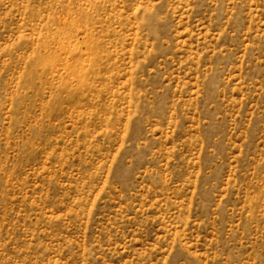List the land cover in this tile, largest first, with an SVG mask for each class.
I'll use <instances>...</instances> for the list:
<instances>
[{
  "label": "rangeland",
  "instance_id": "obj_1",
  "mask_svg": "<svg viewBox=\"0 0 264 264\" xmlns=\"http://www.w3.org/2000/svg\"><path fill=\"white\" fill-rule=\"evenodd\" d=\"M0 264H264V0H0Z\"/></svg>",
  "mask_w": 264,
  "mask_h": 264
}]
</instances>
